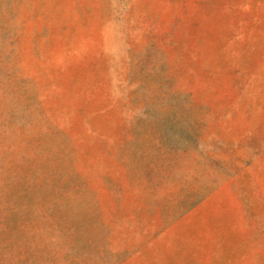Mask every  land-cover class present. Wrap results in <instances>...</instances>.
<instances>
[{
  "label": "rangeland",
  "instance_id": "obj_1",
  "mask_svg": "<svg viewBox=\"0 0 264 264\" xmlns=\"http://www.w3.org/2000/svg\"><path fill=\"white\" fill-rule=\"evenodd\" d=\"M0 264H264V0H0Z\"/></svg>",
  "mask_w": 264,
  "mask_h": 264
}]
</instances>
